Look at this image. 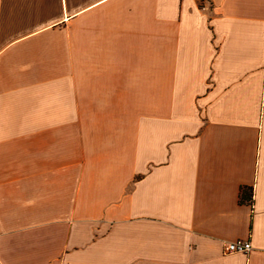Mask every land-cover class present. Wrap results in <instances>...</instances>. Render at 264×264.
<instances>
[{
    "label": "crops",
    "instance_id": "obj_1",
    "mask_svg": "<svg viewBox=\"0 0 264 264\" xmlns=\"http://www.w3.org/2000/svg\"><path fill=\"white\" fill-rule=\"evenodd\" d=\"M0 264H264V0H0Z\"/></svg>",
    "mask_w": 264,
    "mask_h": 264
},
{
    "label": "built area",
    "instance_id": "obj_2",
    "mask_svg": "<svg viewBox=\"0 0 264 264\" xmlns=\"http://www.w3.org/2000/svg\"><path fill=\"white\" fill-rule=\"evenodd\" d=\"M253 247L250 242H244L241 240H237L232 243H228L224 247V253L225 254H248L252 251Z\"/></svg>",
    "mask_w": 264,
    "mask_h": 264
},
{
    "label": "trees",
    "instance_id": "obj_3",
    "mask_svg": "<svg viewBox=\"0 0 264 264\" xmlns=\"http://www.w3.org/2000/svg\"><path fill=\"white\" fill-rule=\"evenodd\" d=\"M243 200H247V196L244 195V196H243Z\"/></svg>",
    "mask_w": 264,
    "mask_h": 264
}]
</instances>
